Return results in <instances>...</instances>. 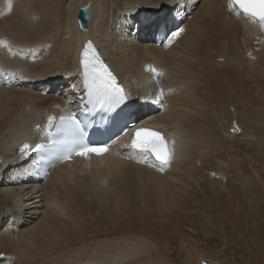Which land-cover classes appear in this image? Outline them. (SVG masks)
Returning <instances> with one entry per match:
<instances>
[{"label":"bare ground","instance_id":"1","mask_svg":"<svg viewBox=\"0 0 264 264\" xmlns=\"http://www.w3.org/2000/svg\"><path fill=\"white\" fill-rule=\"evenodd\" d=\"M169 10L184 31L157 46L149 35ZM86 38L133 99L163 92L143 124L174 148L164 170L112 153L30 179L21 147L54 103L76 99ZM0 68L16 80L0 83L2 264H219L209 246L221 239L228 263L264 264V30L225 0H13L0 18Z\"/></svg>","mask_w":264,"mask_h":264},{"label":"snow or ice","instance_id":"2","mask_svg":"<svg viewBox=\"0 0 264 264\" xmlns=\"http://www.w3.org/2000/svg\"><path fill=\"white\" fill-rule=\"evenodd\" d=\"M11 3L12 0H7L9 11ZM229 10L237 16L243 15L251 23L257 24L264 30V0H229ZM183 31V28L178 27L165 34L163 39L171 42ZM81 64L88 94L90 97L96 98L99 107L115 111L128 101L129 96L125 89L117 82L109 67L100 59L99 53L90 41L83 51ZM53 120L54 117H49V128L52 127ZM124 126L128 127V121H125ZM132 127L135 128V131L128 147L137 154L138 159L148 162L154 158L158 162L160 170L170 166L174 156V148L171 143L158 131L144 127L137 128L135 123L132 124ZM57 131L62 137L58 142L53 141L58 159H69L73 154L87 158L91 154L101 155L109 150V145L106 142H86L84 129L74 116L61 117V126ZM23 147L27 150L30 146L25 144ZM44 147L45 145H36L37 149Z\"/></svg>","mask_w":264,"mask_h":264},{"label":"rangeland","instance_id":"3","mask_svg":"<svg viewBox=\"0 0 264 264\" xmlns=\"http://www.w3.org/2000/svg\"><path fill=\"white\" fill-rule=\"evenodd\" d=\"M180 19V17L179 16H177L176 17V23L177 22H180V23H182L183 21H180L179 20ZM48 91V90H47ZM30 205V204H29ZM34 205H38V204H36V202H34V203H32V205H30L29 207H33V208H31V210H33L34 211V209H36V208H34ZM34 213V212H33ZM28 215H30V214H25V217L26 216H28ZM36 215L37 214H33V216L31 217V221L33 220V218H35L36 217ZM187 232V234L188 235H195V232L194 233H191L192 231L190 230V229H187L186 231H184V233H186ZM177 241V242H176ZM199 243H200V245L201 244H204V242L203 241H198ZM173 245L174 246H176V245H178V243H179V241L178 240H174L173 241ZM211 243V242H210ZM224 243V240L223 239H221L220 241H215V242H213V243H211L210 244V246H209V248H212L216 253L213 255V257H216L217 259V263H219V264H232L231 262H229L228 263V259L232 256V254H231V252L229 253L228 252V249H226L227 251H226V255L224 256L223 254H222V251H220L219 249H224V247H225V245L223 244ZM234 251V250H233ZM211 253H213V251L211 252ZM235 255L236 256H239V254L238 253H236L235 252ZM239 257H241V256H239ZM204 260H207V259H204ZM208 261V260H207Z\"/></svg>","mask_w":264,"mask_h":264},{"label":"water","instance_id":"4","mask_svg":"<svg viewBox=\"0 0 264 264\" xmlns=\"http://www.w3.org/2000/svg\"><path fill=\"white\" fill-rule=\"evenodd\" d=\"M91 13V5L88 4L84 7H81L78 11L77 14V21L79 26L82 29H87L88 28V23H89V17ZM202 264H209L207 261H202Z\"/></svg>","mask_w":264,"mask_h":264}]
</instances>
